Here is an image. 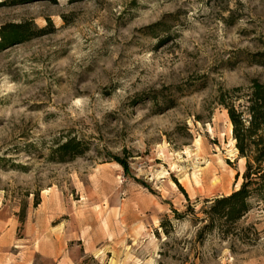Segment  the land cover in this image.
Masks as SVG:
<instances>
[{"label":"rangeland","instance_id":"rangeland-1","mask_svg":"<svg viewBox=\"0 0 264 264\" xmlns=\"http://www.w3.org/2000/svg\"><path fill=\"white\" fill-rule=\"evenodd\" d=\"M26 21L51 32L0 51V264H264L260 196L235 234L194 222L241 185L217 96L264 82V0H0ZM68 135L90 150L52 159Z\"/></svg>","mask_w":264,"mask_h":264},{"label":"trees","instance_id":"trees-1","mask_svg":"<svg viewBox=\"0 0 264 264\" xmlns=\"http://www.w3.org/2000/svg\"><path fill=\"white\" fill-rule=\"evenodd\" d=\"M31 1L34 0H12V4ZM49 22L52 25V21L49 20ZM47 26L38 27L31 21L2 25L0 51L16 43L51 32ZM248 59L251 63L264 66V49L248 54ZM217 102L227 110L238 155L244 159V171L238 189L228 195L208 200L209 206L203 208L205 216L202 218L195 216L194 222H204L197 232V238L201 241L215 229L223 236L237 233L234 228L250 209V199L254 195L264 199V82L258 78H252L246 87L222 88L218 93ZM90 147V141L68 135L52 148L51 156L56 161H71L84 155ZM115 160L128 171L126 160L119 156H116ZM174 212L177 218L185 215L177 210ZM168 222L169 220L166 219L162 222L167 234L169 233L166 228Z\"/></svg>","mask_w":264,"mask_h":264},{"label":"crops","instance_id":"crops-1","mask_svg":"<svg viewBox=\"0 0 264 264\" xmlns=\"http://www.w3.org/2000/svg\"><path fill=\"white\" fill-rule=\"evenodd\" d=\"M55 208L58 207V204H54ZM15 237V227L12 226L11 230L7 233V235L3 236V239L7 241V244Z\"/></svg>","mask_w":264,"mask_h":264}]
</instances>
